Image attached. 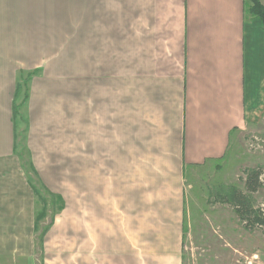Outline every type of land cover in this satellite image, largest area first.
Returning a JSON list of instances; mask_svg holds the SVG:
<instances>
[{
    "label": "crops",
    "instance_id": "0c3cea01",
    "mask_svg": "<svg viewBox=\"0 0 264 264\" xmlns=\"http://www.w3.org/2000/svg\"><path fill=\"white\" fill-rule=\"evenodd\" d=\"M246 5L0 0V264L34 262V194L16 121L56 114L54 72L84 73L80 126L106 167L162 168L181 183L264 114V29Z\"/></svg>",
    "mask_w": 264,
    "mask_h": 264
},
{
    "label": "rangeland",
    "instance_id": "374dc122",
    "mask_svg": "<svg viewBox=\"0 0 264 264\" xmlns=\"http://www.w3.org/2000/svg\"><path fill=\"white\" fill-rule=\"evenodd\" d=\"M54 74L56 114L16 121L34 194L33 264H264V226L245 225L223 197L232 187L246 193V173L259 170L251 199L264 212V114L233 135L222 160L189 168L178 183L162 168L106 167L80 126L84 73Z\"/></svg>",
    "mask_w": 264,
    "mask_h": 264
},
{
    "label": "trees",
    "instance_id": "16d2710c",
    "mask_svg": "<svg viewBox=\"0 0 264 264\" xmlns=\"http://www.w3.org/2000/svg\"><path fill=\"white\" fill-rule=\"evenodd\" d=\"M249 6L246 5L247 15L258 19L264 29V6L261 4L260 0H249ZM261 171L250 170L246 173L244 184L246 193L238 188H229L224 198L234 209L235 214L238 218L250 224L252 226H264V212L260 209L255 208L252 203L251 195L258 191L260 188V178ZM247 227V226H246Z\"/></svg>",
    "mask_w": 264,
    "mask_h": 264
}]
</instances>
